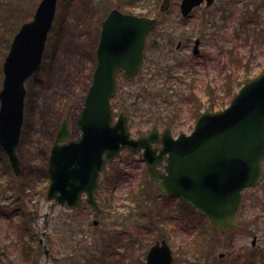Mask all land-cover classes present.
<instances>
[{
	"label": "rangeland",
	"instance_id": "obj_1",
	"mask_svg": "<svg viewBox=\"0 0 264 264\" xmlns=\"http://www.w3.org/2000/svg\"><path fill=\"white\" fill-rule=\"evenodd\" d=\"M40 1L0 0V89L10 44L21 25L32 20ZM161 2L59 3V16L64 3L71 4L70 12L56 19L42 65L26 84V118L17 149L22 161L19 177L13 176L0 154V264H146V252L159 239L169 241L176 264H264V179L244 192L239 227L223 236L214 235L210 222L191 207L176 198L160 197L156 184L147 177L141 153L124 151L109 163L97 191L102 215L96 216L85 203L72 211L47 200L49 181L44 171L59 125L68 118L74 138L79 137L76 118L92 83L102 21L113 8L159 17L147 42L140 76L128 82L120 74L117 79L115 119L125 111L133 137L148 134L154 126L161 133L170 129L175 137L190 134L196 119L208 111L203 106L207 97L215 101L218 111L228 107L239 91L235 82L232 93L226 73L232 81L246 70L251 80L264 72V41L252 47L244 36L237 40L228 27L234 25L241 7L248 4L251 8L256 0H219L209 11L196 10L188 20L181 16V0H172L165 14H160ZM99 3L105 6L98 9ZM197 38L202 40L201 54L195 57ZM144 177L143 188H137ZM132 194L138 196L140 205ZM17 196L24 203L25 230L18 228ZM68 218L75 220L73 225L66 223ZM94 220L99 222L96 227ZM21 242L30 245L28 262ZM222 253L225 257L220 259Z\"/></svg>",
	"mask_w": 264,
	"mask_h": 264
},
{
	"label": "water",
	"instance_id": "obj_2",
	"mask_svg": "<svg viewBox=\"0 0 264 264\" xmlns=\"http://www.w3.org/2000/svg\"><path fill=\"white\" fill-rule=\"evenodd\" d=\"M60 0H41L33 19L25 22L14 36L5 58L4 81L0 90V148L9 157L15 175L21 164L16 154L24 123L26 82L42 65L49 33ZM214 0H208L210 5ZM203 0H182L181 13L188 17ZM171 0H163L161 11ZM157 19L122 13L113 9L102 23L96 51L97 66L84 108L76 124L82 135L70 140L69 121L61 124L49 159L50 185L47 198L60 205L78 207L82 194L100 213L95 198L98 178L105 164L127 148L144 149L151 178L159 181L165 194L179 195L209 217L216 231L231 232L237 227L236 215L242 192L263 179L264 159V73L246 83L228 108L205 113L191 135L177 139L166 130L159 154L158 129L148 137L131 138L128 119L122 113L113 122L111 99L117 90V71L132 80L141 72L143 54ZM200 39L194 55L199 54ZM168 155L166 173L157 166ZM98 225V221H94ZM48 255V252H46ZM223 255H221L222 257ZM173 255L166 241L154 245L147 264H172Z\"/></svg>",
	"mask_w": 264,
	"mask_h": 264
},
{
	"label": "trees",
	"instance_id": "obj_3",
	"mask_svg": "<svg viewBox=\"0 0 264 264\" xmlns=\"http://www.w3.org/2000/svg\"><path fill=\"white\" fill-rule=\"evenodd\" d=\"M99 6L97 7L98 9L100 7L105 6L104 4L102 5V3L98 4ZM251 8L250 6L247 4L243 7L240 8L238 15L233 19L234 21V25L232 26V32L237 34V40L241 39L243 36L245 37V39L247 41H250L251 46H255L257 44H263L264 41V0H256V2L251 3ZM71 4L68 3H64V7L61 11L62 14H60L59 20L63 17L66 18V16L69 14V8H70ZM60 11V10H59ZM237 18L236 22L235 19ZM214 35V33H213ZM234 47H232L233 49ZM231 49V50H232ZM232 52V51H230ZM239 61V60H238ZM239 63H242V61L240 60ZM236 66V65H235ZM239 67V65H238ZM235 71L239 72L238 69H236ZM230 74L226 73L225 77H229L226 80L231 82V86L230 89L232 91V93L234 94L233 90H234V85H232V83L235 84L236 82V87L240 88L243 84L247 83L248 81L251 80L250 78V71L246 70L242 75L237 73V76L235 78L232 79L230 78ZM235 96V94H234ZM208 99H205L203 102V106L205 108H207L208 111H212L215 112L216 108L214 107V103L215 101H210L209 97H207ZM219 105H223V102H219ZM0 154H2V151L0 150ZM46 173V179L48 180V175H47V171H45ZM145 180L146 178L144 177L143 180H141L138 183V187L137 188H143L142 186L145 184ZM112 182H114V184H116L117 180L111 179ZM113 197V196H111ZM131 198H134V201L137 205H140L138 196H136L135 194L131 195ZM75 222L74 219H66V223L69 225H73ZM24 247H23V256L26 257L27 262L30 261V256L31 253H29L30 251V245L28 243L27 246H25V244L23 243ZM30 254V255H29Z\"/></svg>",
	"mask_w": 264,
	"mask_h": 264
},
{
	"label": "bare ground",
	"instance_id": "obj_4",
	"mask_svg": "<svg viewBox=\"0 0 264 264\" xmlns=\"http://www.w3.org/2000/svg\"><path fill=\"white\" fill-rule=\"evenodd\" d=\"M218 1H219V0H214V1L209 5V4H208V0H203V2L201 3V6L205 7L204 10L209 11L211 8H213V6H215L216 2H218ZM161 5H162V3L160 4V6H161ZM228 27L231 29V35H233V32H232V26L229 25ZM53 29H54V28H53V26H52V29H51V30H53ZM221 29H223V28H221ZM143 150H144V149H143ZM237 214H238V216L241 214V209H238ZM203 218H205V217H203ZM205 219H207V218H205ZM207 220H208V219H207ZM211 231H212V233H213L214 235H217V236H223V233L216 231V229H215L214 226L212 227ZM222 254H223V253H222ZM251 254H257V252L255 251V252H252ZM219 258H220V256H219ZM220 259H221V258H220Z\"/></svg>",
	"mask_w": 264,
	"mask_h": 264
},
{
	"label": "flooded vegetation",
	"instance_id": "obj_5",
	"mask_svg": "<svg viewBox=\"0 0 264 264\" xmlns=\"http://www.w3.org/2000/svg\"><path fill=\"white\" fill-rule=\"evenodd\" d=\"M200 8H205V7H203V6H199V7H197V8H194L193 9V11L191 12V14L188 16V17H184V18H186L187 20L188 19H190L193 15H194V12L196 11V10H198V9H200ZM183 18V19H184ZM154 32V31H153ZM153 32L151 33V35L153 34ZM150 35V36H151ZM150 38V37H149ZM182 47V44L181 43H179L178 44V48L180 49ZM194 51V50H193ZM193 51H192V53H193ZM156 146H160V145H156ZM104 174V171H103V173H102V175ZM108 196V195H107ZM97 198H98V196H97ZM16 205H18V207L19 208H17V211H18V213H17V215L23 210V208H24V203L22 202V199L21 198H16ZM19 228V227H18Z\"/></svg>",
	"mask_w": 264,
	"mask_h": 264
}]
</instances>
